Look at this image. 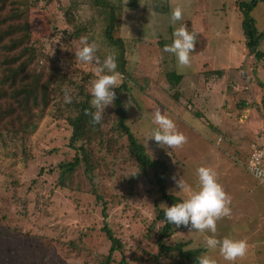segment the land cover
<instances>
[{"label":"rangeland","instance_id":"1","mask_svg":"<svg viewBox=\"0 0 264 264\" xmlns=\"http://www.w3.org/2000/svg\"><path fill=\"white\" fill-rule=\"evenodd\" d=\"M113 1L123 6L118 35L126 46V73L118 72L117 62L115 71L120 74L118 87L128 84L122 93L127 124L146 153L168 165V194L186 199L188 193L179 191L171 177L196 188V168L204 166L215 171L218 183L233 198L237 190L227 178L233 174L229 171H245L253 149L264 146V2L250 14L262 37L257 50L251 51L240 4L252 0H140L136 9L129 0ZM29 2L36 68L46 78L56 74L57 82L49 113L36 131L21 134L17 128L0 125V264H100L111 247L101 231L102 200L107 203L109 226L123 247L113 264H123V260L177 264L175 254L165 256L158 247L165 225L158 217L169 205L158 192L153 171L138 167L129 154L127 138L113 130L117 128L113 106L105 108L102 122L107 139L115 145L91 148L97 158L93 181L82 165L70 188L59 186V165L76 155L70 147L71 127L63 119L70 104L64 102L63 91L79 98L96 78L95 64H85L75 56L80 38L96 42L95 55L101 62L115 51L103 37V15L91 0ZM70 7L77 25L87 29L81 36L69 24ZM176 7L181 8V19L170 22ZM181 25L194 33L187 67L178 66L174 54L162 51ZM171 72L183 76L177 87L168 80ZM157 110L184 135L181 146L161 148L147 139L157 127L153 120ZM246 178L264 208V187L249 175ZM241 192L228 205L230 215L216 221V231H225L242 218L236 232L247 234L245 255L226 261L218 248L206 249L205 238L212 233L183 226H174L165 244L203 249L216 264H264V213L258 209H252L255 215L249 213L246 192ZM98 195L102 200H97Z\"/></svg>","mask_w":264,"mask_h":264},{"label":"trees","instance_id":"2","mask_svg":"<svg viewBox=\"0 0 264 264\" xmlns=\"http://www.w3.org/2000/svg\"><path fill=\"white\" fill-rule=\"evenodd\" d=\"M91 1L103 15V37L115 51L117 70L124 76L126 73V46L124 40L118 35L123 6L113 0ZM138 1L140 0H129L131 8L136 9ZM261 2L264 0H252L249 4H240L244 17L243 30L246 36V45L251 51L257 50L262 37L258 34L250 14ZM31 5L29 0H0V125L17 128L21 134L33 133L47 117L51 106L52 87L57 82L56 74H50L46 78L44 72L36 68L37 49L30 34ZM70 12L71 7L66 16L69 18V24L73 27L74 32L79 36L85 34L87 29L77 25ZM21 35L24 37L19 38ZM257 56L262 57V54L258 51ZM218 73L216 72V74ZM167 77L172 87H177L183 80V76L175 72L169 73ZM127 89V83L114 89L116 99L113 108L117 117V128L113 130L118 136L127 138L129 154L136 160L138 167L144 171L149 169L153 171L158 192L162 200L170 206L181 200L167 192L165 181L169 167L164 160L151 158L146 153L144 146L131 132L122 105V93L127 92ZM90 99L88 92H81L79 98H72V102L67 108L68 115L63 116L72 130L70 147L76 151L73 160L59 165L58 184L63 188H70V183H73V178L82 165L85 167L86 174L93 181L97 158L91 148L93 146L109 148L115 145L113 140L110 143V140L107 139L103 122L92 125L90 115L85 114V110H88L89 113L94 111L90 107ZM97 200H102V198L98 195ZM102 205L104 222L101 231L110 242L111 247L108 256L100 264H113L115 254L121 253L123 247L109 226L107 203L102 200ZM158 220L165 223L159 233L160 253L165 256L175 254L177 264H196V258L203 255L205 250L186 249L187 244L167 246L165 240L173 235L175 227L164 220L163 211L160 212ZM122 263L128 264L125 260Z\"/></svg>","mask_w":264,"mask_h":264},{"label":"clouds","instance_id":"3","mask_svg":"<svg viewBox=\"0 0 264 264\" xmlns=\"http://www.w3.org/2000/svg\"><path fill=\"white\" fill-rule=\"evenodd\" d=\"M181 8L176 7L170 13V22L181 19ZM80 47L75 52L77 59L85 64H95L93 68L96 78L91 80L88 93L91 97L90 107L94 109L90 113L85 110L86 115H90L92 125L99 124L103 119L106 107L114 106L116 92L120 74L116 69V54L109 53L101 62L95 55L97 44L95 41L89 42L87 37L80 38ZM194 47V33L186 30L184 25L175 28L172 32V41L165 44L162 51L174 54L178 66H189V53ZM106 70V71H105ZM64 102L71 103L72 97L68 90L63 91ZM157 125L150 135L151 138L161 148L162 146L179 147L185 142V137L175 129L174 122L167 116L162 115L158 110L153 117ZM252 169H250L251 171ZM198 185L191 188L182 178L177 179L172 176L175 187L182 192L188 193L186 199L172 203L164 207V220L177 228L181 226L189 231L212 233L205 238V247L208 250L218 248L224 260L233 261L237 257L245 255L247 244L244 240H235L228 236L217 238L216 221L221 217L230 215V197L225 193L216 178V173L209 167L196 168ZM255 176L264 182V169H256ZM196 264H216L207 253L196 258Z\"/></svg>","mask_w":264,"mask_h":264},{"label":"crops","instance_id":"4","mask_svg":"<svg viewBox=\"0 0 264 264\" xmlns=\"http://www.w3.org/2000/svg\"><path fill=\"white\" fill-rule=\"evenodd\" d=\"M229 172H233V174L227 176V178L232 180V181H230V184H232V182L234 183V185H235L234 192L237 190V193L233 196V198L231 197L230 203H231L232 200L237 199V194L242 193L241 190H243L244 192H246L245 195H246V197L248 199L247 205H249L251 207V210L249 211V213L252 211V209H254V210L258 209V211L264 213V208L262 206L260 208V203H259L260 201L258 200L259 198L256 197V195L254 193L255 190L252 188L253 186L248 183V179L246 178V175H249L255 181H257V180L252 175L247 173L246 167H245V171L239 170V169L236 168V170H230ZM257 183L264 187V185L259 183L258 181H257ZM228 194H231L230 190H229ZM254 212L255 211H252L251 214H253ZM254 215H255V213H254ZM248 218L246 220H248ZM256 219L258 220L259 218H256ZM237 221L238 222H236L235 226H231V227L229 226V229H227L225 231H222V230H221V232L216 231V237L219 239V238L228 236V237H230L232 239L233 238L238 239L239 236L243 235L245 238H243L242 240L245 241L247 239V234L244 233V234L240 235L239 232H236V229H239L237 224H242L244 220L242 218H239ZM238 231H240V230H238ZM263 243H264V241H263ZM209 251H216V249L215 250H209Z\"/></svg>","mask_w":264,"mask_h":264},{"label":"built area","instance_id":"5","mask_svg":"<svg viewBox=\"0 0 264 264\" xmlns=\"http://www.w3.org/2000/svg\"><path fill=\"white\" fill-rule=\"evenodd\" d=\"M250 169L252 170L250 171ZM256 169H264V146L253 149L246 165L247 173L252 175L259 183L264 185V182H261V180L255 176Z\"/></svg>","mask_w":264,"mask_h":264}]
</instances>
